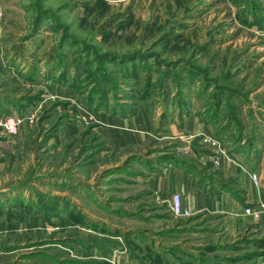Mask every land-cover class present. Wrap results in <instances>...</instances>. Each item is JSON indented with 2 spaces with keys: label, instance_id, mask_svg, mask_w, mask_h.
<instances>
[{
  "label": "rangeland",
  "instance_id": "rangeland-1",
  "mask_svg": "<svg viewBox=\"0 0 264 264\" xmlns=\"http://www.w3.org/2000/svg\"><path fill=\"white\" fill-rule=\"evenodd\" d=\"M263 196L264 0H0V264H264Z\"/></svg>",
  "mask_w": 264,
  "mask_h": 264
},
{
  "label": "crops",
  "instance_id": "crops-1",
  "mask_svg": "<svg viewBox=\"0 0 264 264\" xmlns=\"http://www.w3.org/2000/svg\"><path fill=\"white\" fill-rule=\"evenodd\" d=\"M225 166L229 167L231 165L226 163ZM177 169H169L171 172L170 176H168L169 180L164 181L163 193L166 194V197L170 199L173 192L180 193L183 206L189 208L194 214L203 211H218V207L223 201H230L232 203V212L228 213V220L231 222V226L234 224L240 226L247 219L251 220L250 217H246L243 211L237 207L235 201L228 199L226 196L217 199L214 194H210L208 190L202 189L195 179L189 178L187 174L182 173L183 169L181 171ZM252 194L247 197L250 202L256 199ZM262 198L264 200V196ZM261 203L263 202L261 201ZM257 222L264 226V214L260 216Z\"/></svg>",
  "mask_w": 264,
  "mask_h": 264
},
{
  "label": "built area",
  "instance_id": "built-area-1",
  "mask_svg": "<svg viewBox=\"0 0 264 264\" xmlns=\"http://www.w3.org/2000/svg\"><path fill=\"white\" fill-rule=\"evenodd\" d=\"M202 141L206 143L207 145H209L210 147H212L213 153L217 155V157L212 156L213 158L212 161H213V164L218 165V156L224 153V150L220 147L219 141L214 138L207 137V136L203 137ZM250 177L255 184H257L261 178V176L255 171H252L250 173ZM169 210L171 214L176 217L185 218V217H189L192 215V211L189 208L183 206L181 195L178 192H173L171 194V198L169 201ZM246 212L249 213L250 210L247 209Z\"/></svg>",
  "mask_w": 264,
  "mask_h": 264
}]
</instances>
